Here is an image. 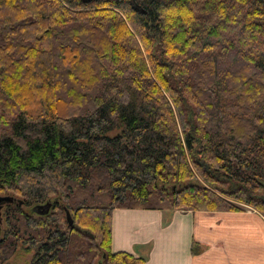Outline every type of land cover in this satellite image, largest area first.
Returning <instances> with one entry per match:
<instances>
[{
    "label": "trees",
    "instance_id": "1",
    "mask_svg": "<svg viewBox=\"0 0 264 264\" xmlns=\"http://www.w3.org/2000/svg\"><path fill=\"white\" fill-rule=\"evenodd\" d=\"M0 195V264H145L115 209L264 215V0H0Z\"/></svg>",
    "mask_w": 264,
    "mask_h": 264
},
{
    "label": "crops",
    "instance_id": "2",
    "mask_svg": "<svg viewBox=\"0 0 264 264\" xmlns=\"http://www.w3.org/2000/svg\"><path fill=\"white\" fill-rule=\"evenodd\" d=\"M111 251L143 257L145 264H264V215L251 208L216 213L115 209Z\"/></svg>",
    "mask_w": 264,
    "mask_h": 264
},
{
    "label": "water",
    "instance_id": "3",
    "mask_svg": "<svg viewBox=\"0 0 264 264\" xmlns=\"http://www.w3.org/2000/svg\"><path fill=\"white\" fill-rule=\"evenodd\" d=\"M14 201L15 200L12 197H10V196H0V204L1 205H3V204H7V205L8 204H12ZM17 203L19 205L21 204L20 201H17ZM49 206H50V204L47 205L48 208H49ZM33 211L35 213L41 214V212L38 209L33 208ZM65 215H66V220H67L68 225L71 226L73 222H72L70 214H69V212L67 210H65Z\"/></svg>",
    "mask_w": 264,
    "mask_h": 264
},
{
    "label": "rangeland",
    "instance_id": "4",
    "mask_svg": "<svg viewBox=\"0 0 264 264\" xmlns=\"http://www.w3.org/2000/svg\"><path fill=\"white\" fill-rule=\"evenodd\" d=\"M257 212V211H256ZM29 259V254L19 251L14 257H12L5 264H25Z\"/></svg>",
    "mask_w": 264,
    "mask_h": 264
},
{
    "label": "flooded vegetation",
    "instance_id": "5",
    "mask_svg": "<svg viewBox=\"0 0 264 264\" xmlns=\"http://www.w3.org/2000/svg\"><path fill=\"white\" fill-rule=\"evenodd\" d=\"M0 196H3V195H0ZM6 206L7 204H3V205L0 204V223L2 222V215H3V211Z\"/></svg>",
    "mask_w": 264,
    "mask_h": 264
}]
</instances>
